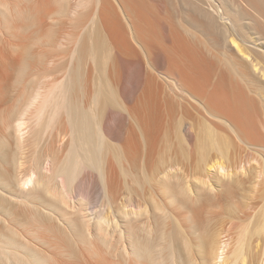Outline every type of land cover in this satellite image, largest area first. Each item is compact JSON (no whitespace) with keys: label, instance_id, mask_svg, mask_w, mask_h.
I'll return each instance as SVG.
<instances>
[{"label":"bare ground","instance_id":"1","mask_svg":"<svg viewBox=\"0 0 264 264\" xmlns=\"http://www.w3.org/2000/svg\"><path fill=\"white\" fill-rule=\"evenodd\" d=\"M178 1L182 9L192 7L206 17L202 24L191 11L184 16L201 31L208 34L214 22L221 25L222 55L230 74L214 72L205 38L199 39L200 46L190 39L195 36L186 23L179 21L182 30L169 28L143 0H97L90 23L69 49L64 75L59 79L49 74V79L37 81L21 95L20 109L16 107L15 169L18 172L16 165L24 160L29 164L21 174L15 172V199L63 224L73 242L67 247L72 253H96L93 240L98 238L111 256L123 258L126 264H264V187L263 204L251 226H241L232 236L211 226L224 215L243 222V214L228 209L237 197L235 191L243 187L240 175H246V168L239 164L236 169L229 151H222L229 148L227 132L248 148H259L262 159L254 183L264 186V142L250 134L239 84H246L260 106L264 131V86H258L253 73L259 63L248 62L255 54L264 64V45L251 30L264 20V0ZM244 18L249 22L243 24ZM83 50L93 63L86 72L89 87L82 86L80 59L87 56ZM50 62L57 74L61 67L55 66V60ZM131 74L134 92L127 95L122 90L126 100L122 105L130 119L126 127L129 119L112 107L121 104L115 100L114 86L130 81ZM85 85L86 99L79 101ZM139 87L142 90L132 102ZM108 106L115 112L107 111ZM169 131H174L176 148H187L189 153L183 161L170 157L158 165L157 148ZM27 141L34 146L28 148V153L33 151L29 159L24 155ZM49 144L65 152L62 158L49 151L38 154ZM116 145L126 148V161L138 163L144 175L135 182L141 192H128L123 227L116 214L109 216L115 212L114 170L105 160L103 166L108 168L102 166L104 148L115 150ZM211 148L217 153L211 154ZM90 167L98 168L94 175L99 179L91 178V173L76 184L79 171ZM1 177L0 187L9 189L7 177ZM90 192L100 200L98 209ZM110 219H115L112 230ZM113 230L119 233L115 245Z\"/></svg>","mask_w":264,"mask_h":264},{"label":"rangeland","instance_id":"2","mask_svg":"<svg viewBox=\"0 0 264 264\" xmlns=\"http://www.w3.org/2000/svg\"><path fill=\"white\" fill-rule=\"evenodd\" d=\"M143 1L153 12L157 13L160 20L166 22L169 28L181 29L179 21H181V23H186L190 32L195 36L194 38L190 37V39H193V41L195 40L199 46V39L201 36L204 37L209 47L210 57L214 62V72L230 74V69L227 67L222 55L223 49L221 47L222 36L220 24L214 22L211 29L212 32L207 34L201 31V28L194 27L195 25L187 23L184 19L187 12L191 11L190 14L192 13L191 15H193L194 19L202 24L206 23V17L201 16L198 10L192 7H189L190 11L189 9H182L178 0ZM78 3L82 5L79 7ZM96 3L97 0H0V178H2V175L3 177H7V183L10 185L9 189L0 187V264H126L123 258L111 256L108 249L105 248L106 246L104 243L98 238L93 240L95 250V246L97 245L98 251L96 250V253H89L87 251L84 253L80 251H74V253L70 252L71 250H67V247L73 242L70 240V234L67 233L69 230L64 228L63 224L60 222V224L57 223L58 220L56 218L57 222L52 217L50 218L51 220L48 219L49 217H42L43 215L38 214L32 207H28L22 203L20 204L19 199H15V175L16 173L20 172L21 174L26 171L25 169H27L29 164L27 160L26 163L24 160L23 164L16 165L18 172L15 169V118H17L19 114L16 113V107L20 106L19 102L21 101V95H26L27 91H31L32 85H35L37 81L49 79L46 77L49 74V77L54 75L59 79L64 75L66 69L63 67V64L67 66L74 41L82 35L86 26L90 23L94 13L92 11L96 8ZM241 22L246 24L249 21L244 18ZM261 22L260 26L252 27L251 30L255 31L256 36L259 38V42L264 45V20ZM183 34L186 35L184 32ZM70 48L72 49L69 50ZM84 52L87 53L86 51ZM88 56L87 53V56L80 59V72L82 68V86L87 83L89 87V84L91 86V82L87 79L86 72L87 67L93 65V63L90 64L92 60H90V58L88 59ZM109 57L107 58L108 66L111 56L109 55ZM254 57L255 58L250 56L248 62H252L253 64L256 62L259 63L258 65L255 64L256 70L254 69L255 72L253 71V73L254 77L258 80V86H264V64H262L259 56L254 54ZM51 59L55 60V66L61 67L60 69L59 67L56 68L60 70L57 74L54 72L55 67L52 66V62L49 63ZM83 61L86 63H88V61L90 62L87 65L84 64ZM143 62L145 63V60ZM144 67L146 69V66ZM51 71H53L54 74L51 73ZM131 81H133L132 74L130 81L128 79L123 83L125 86H123V84L121 87L114 86V90L116 89L114 93H116L115 96L117 97H115V100L118 99V102L121 104L120 106H117L119 105L117 104L112 107L116 112L112 110L110 106L107 108V111L125 114L127 120L129 118L122 105L124 101V103H126L123 93L127 91L126 93L129 95L131 91L134 92ZM239 84L242 88V101L244 102L243 117L250 125L248 126L250 134L255 133V135L264 142V131L260 127V106L252 98L253 93L249 91L246 84L243 82ZM85 87H83L85 89H83L84 94L81 93L84 96L78 93V97L80 98L78 99L79 101L86 99L85 92L88 87ZM141 90L142 87H139L132 102L137 100ZM17 112H19V110ZM128 123H130V119L127 125ZM126 127H129V125ZM227 135L229 138L226 137L225 139L229 148H222V151H229L231 154V162L233 166H236V169L239 170L240 167H237L239 164H242L246 168V175H240V178L244 182L243 187L235 191L234 194H236L237 197L228 207V209L236 210L240 212L241 215L243 214V222L224 215L218 222H212L211 226L222 228L224 234L232 236L241 226H245L248 223H250L251 226V221L263 204L262 194L264 186L263 184L254 183L256 169L262 159L259 148H248L230 131L227 132ZM109 143L112 145L113 142L110 141ZM28 144L31 143L28 141L26 142L27 146L25 145V149L27 150H25L26 154L24 153V155L25 158L27 157L29 159L31 155H33V151H31V153L29 152V154L27 152L28 148L30 151L34 146L32 144L30 147ZM116 146H112L115 150L111 148L108 149V147V150L106 148H104L105 151L102 150V152L104 151V153H102L104 155H102V157H104V159H102V166L105 162L108 167L112 166L116 177V188L113 197V209L115 212L112 213L110 211L112 215H109V212L107 215L111 218L117 215L115 219L123 227L126 223L123 212L125 206L123 205L126 203L128 192L129 190H134V195L141 192L140 187L135 184V182H141L144 175L138 163H129V161H126L127 156L125 155L127 154H124L127 153L126 148ZM176 146L174 131H169L167 137L164 138L161 148H157V164L167 163L170 157L173 160H175V158L181 161L185 160V157L189 153L187 148H176ZM53 149L56 150L57 148L49 144L39 149L40 151L38 150V154H45L49 151L48 153L50 154L55 153V157H57L58 154H62L60 155V158H62L65 152L59 153L57 150L55 152ZM217 151L218 150L214 148L210 149V153L213 155L216 154ZM114 154H117V156L120 155V159ZM106 165L103 166L105 169L108 168ZM96 169L98 171L97 167H90L89 169L84 168V170L81 169L82 171H79L76 178V184L80 182L81 176L82 180L89 178L91 175V178L97 179L99 175L96 176V178L95 175L99 173L95 171ZM86 175L89 176L85 177ZM213 176L218 178L216 174ZM0 181L3 180L0 179ZM91 191L93 192V188ZM92 192H90V201H92V203H97V205L100 204V200L98 203L96 195ZM97 205L96 209L100 207ZM119 206L123 207L122 210L121 208L119 209ZM32 209L35 211V214ZM223 210H225V208ZM37 215L40 216L37 217ZM15 219L17 220L15 221ZM115 219H110V230L113 229L112 223ZM151 221L156 225L155 219ZM62 229H64V231ZM65 229L67 230L66 232ZM168 229H170V227ZM112 233L114 234H112L111 241L114 245L118 244L116 243L119 238L118 231ZM99 247L106 250L104 251L101 249V252L99 251ZM99 253L103 254L99 256ZM37 256H39L41 260H39ZM84 256H88V258L86 257V259Z\"/></svg>","mask_w":264,"mask_h":264}]
</instances>
